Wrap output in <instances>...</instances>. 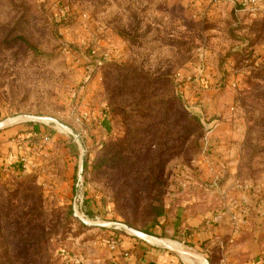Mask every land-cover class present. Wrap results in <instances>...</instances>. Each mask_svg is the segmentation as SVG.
Instances as JSON below:
<instances>
[{"label": "rangeland", "instance_id": "374dc122", "mask_svg": "<svg viewBox=\"0 0 264 264\" xmlns=\"http://www.w3.org/2000/svg\"><path fill=\"white\" fill-rule=\"evenodd\" d=\"M0 123V264H115L160 204L264 191V0H0Z\"/></svg>", "mask_w": 264, "mask_h": 264}, {"label": "crops", "instance_id": "0c3cea01", "mask_svg": "<svg viewBox=\"0 0 264 264\" xmlns=\"http://www.w3.org/2000/svg\"><path fill=\"white\" fill-rule=\"evenodd\" d=\"M211 188L200 208L168 205L153 235L124 236L115 264H264V191Z\"/></svg>", "mask_w": 264, "mask_h": 264}, {"label": "trees", "instance_id": "16d2710c", "mask_svg": "<svg viewBox=\"0 0 264 264\" xmlns=\"http://www.w3.org/2000/svg\"><path fill=\"white\" fill-rule=\"evenodd\" d=\"M243 40L246 42V44H248L247 39L244 38ZM239 50H240V49H239ZM240 51H242V50H240ZM164 214H165L164 207H163L162 204H160V205L156 208L155 213H154V218H153V222H152L153 227H154L156 224L159 223V218H160L162 215H164ZM151 229H153V228H149V229H147V230H141V231H142L144 234H146L147 236H151V235L154 234L153 232H151V231H152Z\"/></svg>", "mask_w": 264, "mask_h": 264}, {"label": "built area", "instance_id": "2783aa9c", "mask_svg": "<svg viewBox=\"0 0 264 264\" xmlns=\"http://www.w3.org/2000/svg\"><path fill=\"white\" fill-rule=\"evenodd\" d=\"M205 1H207L209 4H211L213 6H218L221 2H223L225 0H205ZM110 243H111V246L114 247L115 242L114 241H111Z\"/></svg>", "mask_w": 264, "mask_h": 264}, {"label": "water", "instance_id": "95a60500", "mask_svg": "<svg viewBox=\"0 0 264 264\" xmlns=\"http://www.w3.org/2000/svg\"><path fill=\"white\" fill-rule=\"evenodd\" d=\"M2 123H0V125H1ZM128 228V230H130V231H132L135 235H137V236H139V237H142L141 235H140V230H137V229H134V228H130V227H127Z\"/></svg>", "mask_w": 264, "mask_h": 264}, {"label": "bare ground", "instance_id": "6f19581e", "mask_svg": "<svg viewBox=\"0 0 264 264\" xmlns=\"http://www.w3.org/2000/svg\"><path fill=\"white\" fill-rule=\"evenodd\" d=\"M140 235H141V236H143V233H142V232H140Z\"/></svg>", "mask_w": 264, "mask_h": 264}]
</instances>
